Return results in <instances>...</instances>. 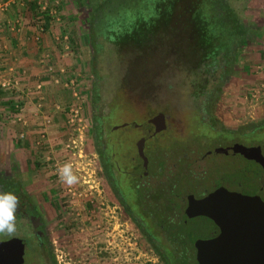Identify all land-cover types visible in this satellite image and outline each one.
Here are the masks:
<instances>
[{"label":"rangeland","instance_id":"374dc122","mask_svg":"<svg viewBox=\"0 0 264 264\" xmlns=\"http://www.w3.org/2000/svg\"><path fill=\"white\" fill-rule=\"evenodd\" d=\"M34 1L39 7L41 0ZM46 1L47 10L56 9L53 16L47 13L54 32L59 30L60 37H67L60 43L64 59L69 61L59 72L54 63L48 65L57 78H52L45 93L40 94L43 98L34 99L35 108L26 112L22 104H17L12 136L7 137L4 147L0 143V173L26 185L36 196L44 194L59 207L51 220L60 243L61 252L56 253L61 264H162L109 192L93 145V114L101 119L106 150L112 148L117 155L132 154L135 142L145 133L125 122L143 123L162 113L167 117V130L152 137L148 144L158 141L159 148L170 149L174 142L177 147L173 149L193 148L198 158L202 151L229 140L225 133L202 120L206 92L216 88V118L223 126L237 132L247 130L238 136L242 141L264 142V127H253L264 120V0H223L248 34L246 45L230 61L220 54L217 63L198 59L189 17L177 7L172 8L168 26H162L166 16L161 24L156 18L146 21L142 28L148 32L138 42L129 36L120 39V45L103 41V49L96 55L86 37L81 0ZM14 5L10 8L12 18L21 15L25 20L31 16L32 8ZM39 11L43 12L41 8ZM14 23L19 30L20 20ZM134 26L123 24L125 30ZM206 40L208 37H202V43L207 45ZM213 51V47L205 46L198 56H209ZM14 78L0 77V89L19 91L37 77L27 78L16 72ZM2 83L7 84L3 87ZM95 83L100 93L96 102L91 94ZM77 106L80 108L75 118ZM23 117L28 118V123L22 122ZM250 127L253 129L249 131ZM109 139L112 147L107 144ZM211 161L225 168L235 163L214 154L200 162ZM64 163L73 165L79 177L77 183L68 185L60 179L58 168ZM210 173L206 175L209 178L205 177L206 186L210 185ZM130 180L126 175L118 176L119 185L126 191Z\"/></svg>","mask_w":264,"mask_h":264},{"label":"flooded vegetation","instance_id":"af4514ba","mask_svg":"<svg viewBox=\"0 0 264 264\" xmlns=\"http://www.w3.org/2000/svg\"><path fill=\"white\" fill-rule=\"evenodd\" d=\"M217 91L213 88L206 92L207 100L201 107L202 120L225 133L229 140L224 139L225 143L218 142L213 149L202 151L200 157L195 158L196 150L193 148L176 151L173 149L177 147L174 142L170 149L159 148L158 141L148 144L152 137H158L159 133L167 130L165 115L164 122L159 126L152 118L131 126L145 132L135 142L132 154L124 152L117 155L112 148L106 150L105 144L102 153L98 154L101 166V155L104 156L107 167L105 179L111 196L118 203L117 208L121 207L127 217H132L133 223L162 264H201L199 253L204 252V246L200 247L204 243L221 244L224 240L223 244L229 245L237 231L240 245L251 234V223L245 224L244 220L239 219L242 213L251 212V208L245 203L238 204L236 213L239 217H235L231 199L227 200V204L225 201L205 204V199L215 191L223 189L221 194L235 193L252 199L259 198L264 203V150L259 155V161L250 158L251 148L258 145L264 147V142L242 141L238 136L243 135L244 131H232L223 126V122L216 118L217 103L214 99ZM125 123L129 126L128 122ZM142 138H145L144 159L137 146ZM107 144L112 147L113 142L109 139ZM236 144L245 146L247 150H233ZM211 154L221 155L235 163L225 168L215 161L209 164L200 162ZM127 161L129 164H123ZM208 171H212V178L208 183L210 185L206 186ZM120 174L131 179L129 191L119 185ZM11 179L0 173V191L12 192L20 201L16 211L15 233L0 234V264H61L62 259L59 261L56 253L61 252L58 249L60 243L51 220L59 207L56 208L44 194L36 196L26 185ZM146 230L148 233L145 234ZM163 254L173 255L175 262L170 263Z\"/></svg>","mask_w":264,"mask_h":264},{"label":"trees","instance_id":"16d2710c","mask_svg":"<svg viewBox=\"0 0 264 264\" xmlns=\"http://www.w3.org/2000/svg\"><path fill=\"white\" fill-rule=\"evenodd\" d=\"M81 3L84 8L81 15L86 37L96 55L102 51L103 41L119 44L122 42L120 39L123 38L124 40L129 36L133 42H138L142 34L148 32L142 28L146 21L156 18V21L161 24L162 18L166 16V22L162 26H168L167 19L170 17L173 7H177L182 15L189 17L192 37L196 41L193 44V49L196 50V55L201 61L211 59L217 63L220 54L223 55L224 59L230 61L232 56L237 54L247 42L248 29L223 0H81ZM31 8L33 9L34 24L46 27V23L50 21L48 12H40V7L36 6V1L32 2ZM126 23L135 26L131 30H125L123 24ZM202 37L205 39L208 37L207 45L202 43ZM70 40L73 43L72 37ZM205 46L213 47L214 51L209 56L206 54L202 57H200L201 55L198 56ZM95 84L91 90L94 102L100 98L98 86ZM263 121L254 124L255 130L264 127ZM253 127L248 130L253 129ZM92 128L93 145L97 153L100 154L104 149V141L101 135V119L96 114H93ZM105 163L104 156L101 155L104 175H106L107 168ZM135 223L142 225L139 221H135ZM144 232L145 234L148 233L147 230ZM160 256L162 255L160 254ZM163 256L167 260L169 259L170 263L175 262L172 258L173 255L163 254Z\"/></svg>","mask_w":264,"mask_h":264},{"label":"crops","instance_id":"0c3cea01","mask_svg":"<svg viewBox=\"0 0 264 264\" xmlns=\"http://www.w3.org/2000/svg\"><path fill=\"white\" fill-rule=\"evenodd\" d=\"M32 2L34 0H0V77L5 76L12 79L16 72L21 76H27V78L37 77L35 81L30 80L25 88L17 89L19 91H15L13 88L14 91L0 89V94L3 93V96L0 95V143L3 147L7 137L11 138L12 136L11 131L17 116V112L14 113V111L17 110V104H22V110L26 112L35 108L34 99L43 98L40 94L45 93V88L51 84L52 78L54 80L56 77L48 70V65L54 63L56 71L59 72L58 70H62V66V68H66L64 64L69 61V58L64 59L65 52L63 51V45L60 43L63 42V39L59 36L61 31L54 32L53 24L50 21L46 23V27L38 26L33 22L34 16H32V13L25 20L22 19L21 15L12 18L10 8H13L15 3L17 7L22 9L24 6L31 8ZM18 20H20V23L17 24L19 30L16 31L14 22H18ZM40 28H43V32L38 34ZM57 72L56 75H58ZM56 80H59V78ZM12 92L14 94L18 93L19 96H14ZM25 115L27 116L28 113L23 114V116ZM23 118L22 122L26 123L25 121H27L28 123V118ZM3 132L4 134H2ZM7 148H9L8 154H10L12 152L10 148L12 147Z\"/></svg>","mask_w":264,"mask_h":264},{"label":"water","instance_id":"95a60500","mask_svg":"<svg viewBox=\"0 0 264 264\" xmlns=\"http://www.w3.org/2000/svg\"><path fill=\"white\" fill-rule=\"evenodd\" d=\"M152 121H155L159 126L164 122V115L159 113L152 118ZM129 125L135 126L133 122L129 123ZM157 130H159V128H157ZM144 141L145 138H142L137 143L138 150L142 154L143 159ZM233 150L244 152L247 149L241 144H236L233 147ZM262 150H264L262 145L251 148L250 158H255L259 161V155L263 154ZM222 192L223 189L215 191L205 199L204 203L208 204L212 201H215L216 203L218 201H225L227 204V200L231 199L230 203L233 206L232 214L235 217H239L236 213V209L238 208L237 205L245 203L251 208V212L242 213V216L239 217V219L244 220L245 224L247 222L251 223L249 225V227H251V234H249L247 239L243 240L240 245L237 231L229 245L228 243L223 244L224 240H222L221 244L218 242L204 243V245L200 246H204V252L199 253L201 264H264V203L259 198L252 199L235 193H227L224 195L221 194ZM242 207L244 208L243 205ZM226 220L229 221L228 219ZM233 225H235V223Z\"/></svg>","mask_w":264,"mask_h":264},{"label":"clouds","instance_id":"9594fccd","mask_svg":"<svg viewBox=\"0 0 264 264\" xmlns=\"http://www.w3.org/2000/svg\"><path fill=\"white\" fill-rule=\"evenodd\" d=\"M59 177L68 185L79 181L73 172L71 163H64L58 168ZM19 198L12 192L0 191V234L12 235L16 231V211L19 207Z\"/></svg>","mask_w":264,"mask_h":264},{"label":"built area","instance_id":"2783aa9c","mask_svg":"<svg viewBox=\"0 0 264 264\" xmlns=\"http://www.w3.org/2000/svg\"><path fill=\"white\" fill-rule=\"evenodd\" d=\"M38 4H39V7L41 8V10H43V11H47V12H49L50 13V15H54V14H56V9H53V8H51V9H49V10H47V8H48V1H46V0H41V1H39L38 2ZM52 15V16H53ZM59 18H57V20H58ZM40 30L42 31L43 30V28H40ZM62 38H64V39H67V37L66 36H63ZM66 46L68 47V44L66 43ZM14 83H16V81L15 82H13V84ZM71 83H73V81H71ZM6 84L7 83H2V86L4 87V86H6ZM74 95H76V93L74 94ZM80 107H78L77 106V108L74 110V117L76 118L77 117V114H78V109H79ZM73 120V119H72ZM78 121H81V119H77Z\"/></svg>","mask_w":264,"mask_h":264}]
</instances>
